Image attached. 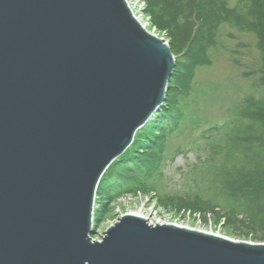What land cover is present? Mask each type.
I'll use <instances>...</instances> for the list:
<instances>
[{
  "label": "water",
  "instance_id": "obj_1",
  "mask_svg": "<svg viewBox=\"0 0 264 264\" xmlns=\"http://www.w3.org/2000/svg\"><path fill=\"white\" fill-rule=\"evenodd\" d=\"M175 65L125 0H0V264H264V246L131 215L91 238Z\"/></svg>",
  "mask_w": 264,
  "mask_h": 264
},
{
  "label": "rangeland",
  "instance_id": "obj_2",
  "mask_svg": "<svg viewBox=\"0 0 264 264\" xmlns=\"http://www.w3.org/2000/svg\"><path fill=\"white\" fill-rule=\"evenodd\" d=\"M125 2L144 23L150 35L162 39L169 47L175 64L186 65L188 55L173 52L168 30L157 25L159 21L151 12L149 1ZM230 5L235 6V0H231ZM203 58L202 64L191 67L188 86L181 92L184 96L179 94L182 122L178 129L174 133L165 134L162 128L164 121L160 125L167 117L165 114L171 94L168 88L159 111L136 132L130 147L105 171L104 178L110 181L119 178L123 188L112 191L105 186L100 187L105 183L102 177L103 181L101 179L102 183H99L94 198L93 229L96 234L92 236L93 241H101L111 226L133 212L147 216L149 222L162 220L170 225L225 236L235 242L264 246V234L249 229L242 214H233L234 218L239 219V222L233 224L223 216L225 212L232 211L231 203L221 191L220 184L215 181L214 167L210 165V169L208 166L203 168V162L211 154L209 145L213 144L206 139L207 131L211 127L233 121L237 117L235 109L247 96L264 95L260 72L263 59L258 38L254 33L223 23L217 31L214 46L208 49ZM175 69L171 78L175 76L180 79L182 76ZM188 87L189 94L185 96ZM160 148L163 152L157 154ZM131 157L138 158L147 168L153 166V171L159 172L142 185L144 190H130L133 187L127 186L128 182L123 180L128 178L115 173V165H126L128 160L131 163L134 161ZM129 184L135 185L136 181ZM195 196L206 200L211 198L221 214L204 213L181 203Z\"/></svg>",
  "mask_w": 264,
  "mask_h": 264
},
{
  "label": "trees",
  "instance_id": "obj_3",
  "mask_svg": "<svg viewBox=\"0 0 264 264\" xmlns=\"http://www.w3.org/2000/svg\"><path fill=\"white\" fill-rule=\"evenodd\" d=\"M148 1L151 12L162 24L157 25L168 30L173 52L188 55L186 65H176L175 72L182 77L177 79L174 76L169 82L171 94L165 114L167 117L160 123L162 125L164 121L162 128L166 130L163 131L165 134L174 133L182 122L179 94L188 86L191 67L202 64L208 49L214 46L221 24H229L257 36L263 59L261 81L264 83V0H235V6L230 5L231 0ZM188 94L189 87L185 90V96ZM181 95L184 96L183 93ZM257 95H249L244 99L235 109L237 117L233 121L211 127L207 131L206 139L213 144L209 145L211 154L203 162V168L208 166L210 169V165L214 167L215 181L220 184L221 191L231 203L232 211L225 212L223 216L233 224L239 222L233 214H242L249 229L264 234V95ZM160 146L163 144L160 143ZM160 152H163L162 148L157 154ZM131 158L134 161L130 163L128 160L126 165L117 163L115 173L128 178L123 180L128 182L127 186L133 187L130 190H144L142 185L159 172L153 171V166L147 168L138 158ZM118 179L112 178L110 181L104 178L105 183H102V179L100 187L120 190L123 186ZM132 181H136V184L130 185ZM181 203L204 213L221 214L211 198L206 200L195 196Z\"/></svg>",
  "mask_w": 264,
  "mask_h": 264
},
{
  "label": "bare ground",
  "instance_id": "obj_4",
  "mask_svg": "<svg viewBox=\"0 0 264 264\" xmlns=\"http://www.w3.org/2000/svg\"><path fill=\"white\" fill-rule=\"evenodd\" d=\"M128 6V5H127ZM130 6H128V8H129ZM131 9V8H130ZM129 9V10H130ZM131 11V10H130ZM131 13H132V15H133V17L135 18V20L141 25V27L147 32V33H149L148 31H147V28H146V26L144 25V23L142 22V21H140L138 18H137V15L135 14V12H133V11H131ZM150 34V33H149ZM159 39V38H158ZM162 40V39H161ZM164 45H166V44H164ZM129 215H131V216H137V217H140V218H143V219H145L149 224H151V225H167V223L165 222V221H157V222H154V221H152V222H149V219H148V217L147 216H145L144 217V215L143 214H141V213H131V214H129ZM179 227H182V228H186V227H183V226H179ZM204 233H207V234H212V233H209V232H204ZM218 236H220V235H218ZM220 237H222V238H226V239H229L228 237H225V236H220ZM91 238H92V236H91ZM231 240V239H230ZM102 241V240H101ZM101 241H99V242H101Z\"/></svg>",
  "mask_w": 264,
  "mask_h": 264
}]
</instances>
